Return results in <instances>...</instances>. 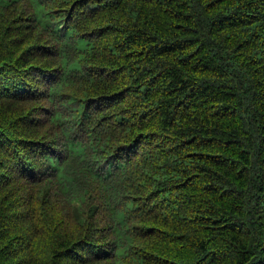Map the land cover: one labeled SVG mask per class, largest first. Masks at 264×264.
<instances>
[{
  "label": "trees",
  "instance_id": "obj_1",
  "mask_svg": "<svg viewBox=\"0 0 264 264\" xmlns=\"http://www.w3.org/2000/svg\"><path fill=\"white\" fill-rule=\"evenodd\" d=\"M0 264H264V0H0Z\"/></svg>",
  "mask_w": 264,
  "mask_h": 264
}]
</instances>
